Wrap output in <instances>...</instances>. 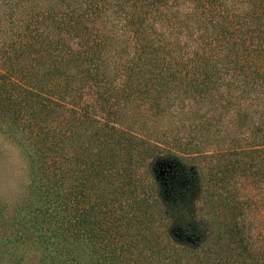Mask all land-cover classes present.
Wrapping results in <instances>:
<instances>
[{
    "label": "trees",
    "instance_id": "obj_1",
    "mask_svg": "<svg viewBox=\"0 0 264 264\" xmlns=\"http://www.w3.org/2000/svg\"><path fill=\"white\" fill-rule=\"evenodd\" d=\"M176 101L189 121L160 138L140 113ZM0 130L37 146L27 221L56 264H264L234 190L217 202L194 174L171 203L140 184L159 153L214 145L220 181L264 189V0H0Z\"/></svg>",
    "mask_w": 264,
    "mask_h": 264
},
{
    "label": "rangeland",
    "instance_id": "obj_2",
    "mask_svg": "<svg viewBox=\"0 0 264 264\" xmlns=\"http://www.w3.org/2000/svg\"><path fill=\"white\" fill-rule=\"evenodd\" d=\"M187 108L188 106H184L181 109L176 101L174 105L167 108L165 114L154 115L151 111H141L140 114L149 128L158 132L160 138H163L165 134L173 135L178 129L179 132H184L180 128H182V123H185L186 127L189 121L183 111H187ZM246 132L247 130L243 131V134H247ZM225 141L227 142V139ZM36 148L31 138H26L24 134L0 130V264H56L63 257L60 252L52 250V247L49 249H51V255L54 256L53 260L45 257L47 251L44 250V244L39 240L38 233L31 227V222L27 221L33 215L34 208L40 204L43 205L42 202L36 200L41 195L37 183L38 164L32 160L35 157ZM205 150L207 154L195 160L167 152L159 153L150 159L145 167H142V183L140 184L145 185L146 190L148 186L153 185L155 192L151 193L156 196L162 194L166 196L165 200L171 203L183 202L188 197L187 195L191 193V180L194 174L201 175L204 186L208 185L211 188L212 185V188L221 194L220 197L216 195L217 202L221 198L229 197V193L226 192L227 188L234 190L231 193L235 194L234 198L239 201L242 210V214H237L241 236H246L248 239L256 237V246L262 245L264 240V189L260 181L250 184L246 174L241 173L227 185L219 180L220 170L217 165L219 166L221 160L215 155V146H206ZM244 159L247 158L244 157ZM161 161H173L176 164V168L166 174L165 180L157 176V165ZM137 192L141 196L142 192L139 188ZM199 203L196 204L195 212L199 218L205 219L201 216L204 210H198L201 205V202ZM206 203L207 208L209 201ZM49 209L51 211L52 207L49 206ZM185 209L189 212L192 208L188 205ZM173 214L177 215V212ZM181 214L183 213L180 212L179 216L182 217ZM181 217L173 218L172 234L176 239L194 243L187 235L191 232L187 229L190 223L187 224ZM43 225L48 226L46 223ZM82 243L86 246V242H79L78 245L82 246ZM201 243L202 241L196 242L197 245Z\"/></svg>",
    "mask_w": 264,
    "mask_h": 264
},
{
    "label": "water",
    "instance_id": "obj_3",
    "mask_svg": "<svg viewBox=\"0 0 264 264\" xmlns=\"http://www.w3.org/2000/svg\"><path fill=\"white\" fill-rule=\"evenodd\" d=\"M176 168V164L173 161H161L157 165V176L161 180L166 179V174Z\"/></svg>",
    "mask_w": 264,
    "mask_h": 264
}]
</instances>
